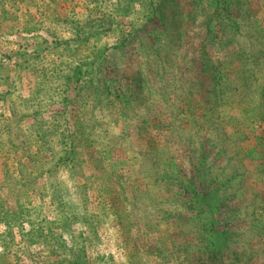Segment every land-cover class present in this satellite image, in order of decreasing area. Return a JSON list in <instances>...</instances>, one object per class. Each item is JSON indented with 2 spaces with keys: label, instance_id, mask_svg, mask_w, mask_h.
<instances>
[{
  "label": "rangeland",
  "instance_id": "374dc122",
  "mask_svg": "<svg viewBox=\"0 0 264 264\" xmlns=\"http://www.w3.org/2000/svg\"><path fill=\"white\" fill-rule=\"evenodd\" d=\"M155 1L0 0V264H264V0Z\"/></svg>",
  "mask_w": 264,
  "mask_h": 264
},
{
  "label": "trees",
  "instance_id": "16d2710c",
  "mask_svg": "<svg viewBox=\"0 0 264 264\" xmlns=\"http://www.w3.org/2000/svg\"><path fill=\"white\" fill-rule=\"evenodd\" d=\"M152 1H154V0H148V3H150L149 6H152V4H151ZM157 2H158V7H159L160 11H166V7H168L167 5L170 6L172 4L171 0H158V1L156 0L155 3H157ZM172 8H176V7L173 6ZM159 19L161 21V23H160L161 26H169V25H173V24L177 26V24H178V21L174 18H170L168 21H166V17L164 16V14H162V17ZM76 71H77V69H76Z\"/></svg>",
  "mask_w": 264,
  "mask_h": 264
}]
</instances>
